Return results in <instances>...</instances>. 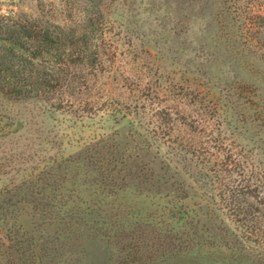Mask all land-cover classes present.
<instances>
[{
  "label": "rangeland",
  "instance_id": "1",
  "mask_svg": "<svg viewBox=\"0 0 264 264\" xmlns=\"http://www.w3.org/2000/svg\"><path fill=\"white\" fill-rule=\"evenodd\" d=\"M100 1L104 28L90 38L110 80L141 60L187 88L220 159L264 171V0ZM87 6L0 0V13L79 28ZM70 65L95 87L85 61ZM81 88L59 109L0 94V264H264V246L243 228L233 239L232 216L208 213L195 169L152 138L151 112L127 115L122 98Z\"/></svg>",
  "mask_w": 264,
  "mask_h": 264
},
{
  "label": "trees",
  "instance_id": "2",
  "mask_svg": "<svg viewBox=\"0 0 264 264\" xmlns=\"http://www.w3.org/2000/svg\"><path fill=\"white\" fill-rule=\"evenodd\" d=\"M87 2L89 17L77 23L79 28L66 22H52L47 12L24 20L0 13V94L16 101L40 100L59 109L75 93L78 95L83 86V90L95 88L101 97L108 93L117 104L122 98L127 115L142 118L151 112L147 123L153 128L147 131L170 153L174 151L178 160L195 169L196 181L205 189L208 213L227 209L234 222L233 239H239L236 230L243 228L248 241L264 246L262 167L220 159L219 142L215 149L208 145L211 129L207 118L199 117L186 106L193 99L187 88L165 79L166 83L162 84V74L147 68L141 60L128 69H116L110 80L96 50L100 45L90 38L104 28L99 19L93 18L99 13L101 1ZM100 43H105V39L101 38ZM49 53L57 58H46ZM78 61H85L91 67V77L98 82L95 87L94 83L91 87L87 82L77 83L84 77L75 74L70 64ZM234 155L236 158L238 153ZM186 213L180 210L177 221L184 219ZM215 217L219 219L218 214ZM187 240L191 243L193 239L187 236ZM207 260L215 262L209 256ZM238 262L235 258L226 261L227 264Z\"/></svg>",
  "mask_w": 264,
  "mask_h": 264
}]
</instances>
